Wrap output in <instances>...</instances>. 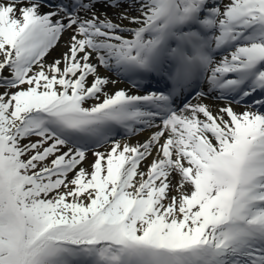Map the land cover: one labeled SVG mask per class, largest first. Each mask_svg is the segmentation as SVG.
Returning a JSON list of instances; mask_svg holds the SVG:
<instances>
[{"label":"snow or ice","instance_id":"obj_1","mask_svg":"<svg viewBox=\"0 0 264 264\" xmlns=\"http://www.w3.org/2000/svg\"><path fill=\"white\" fill-rule=\"evenodd\" d=\"M0 264H264V0H0Z\"/></svg>","mask_w":264,"mask_h":264},{"label":"bare ground","instance_id":"obj_2","mask_svg":"<svg viewBox=\"0 0 264 264\" xmlns=\"http://www.w3.org/2000/svg\"><path fill=\"white\" fill-rule=\"evenodd\" d=\"M109 13H111V10H109ZM125 23H127V21H125ZM65 39H66V37H65ZM62 50H63V41H61V45H60V47H59L57 50H54V51L50 54V56L47 57L46 59L51 60L53 57L59 56L60 51H62ZM193 102H195V101H193ZM204 102L209 103L210 105H213V106L220 105V104L222 103V102H220V101H214L212 98H211V99H208V100H206V101H204ZM236 110H237L238 112H242L244 109H243V108H240V107H237ZM146 136H147V133L141 134V135L138 136V137H134V138H132V142L134 143L137 139L142 140V139L146 138Z\"/></svg>","mask_w":264,"mask_h":264}]
</instances>
